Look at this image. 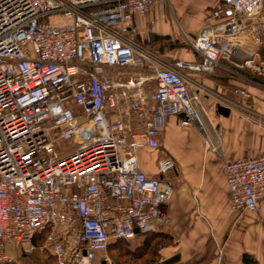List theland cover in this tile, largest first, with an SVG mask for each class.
<instances>
[{
	"label": "built area",
	"instance_id": "obj_1",
	"mask_svg": "<svg viewBox=\"0 0 264 264\" xmlns=\"http://www.w3.org/2000/svg\"><path fill=\"white\" fill-rule=\"evenodd\" d=\"M157 1L0 0V264H24L9 246L46 250L57 264H118L112 243L172 226L168 120L207 134V90L196 75L213 74L224 58L246 52L264 76V61L253 60L264 0H221L218 22L189 39L200 62L145 44L137 16ZM219 148L206 141L207 151ZM142 149L157 152L155 173L141 166ZM224 170L230 208L258 212L264 149Z\"/></svg>",
	"mask_w": 264,
	"mask_h": 264
},
{
	"label": "crops",
	"instance_id": "obj_2",
	"mask_svg": "<svg viewBox=\"0 0 264 264\" xmlns=\"http://www.w3.org/2000/svg\"><path fill=\"white\" fill-rule=\"evenodd\" d=\"M220 6L221 0H158L137 20L145 44L159 56L200 62L202 57L189 39L218 22L214 12ZM182 37L187 38L185 43ZM257 57L264 61L259 50ZM248 58L241 51L234 59H222L213 74L196 75L207 90L202 94L209 115L207 134L195 126L181 127L176 117L168 120L162 133V147L177 163L168 204L173 225L154 235L146 247L145 235L138 241L118 240L110 245L109 254L112 248L129 244L133 255L153 254L148 264H264V200L256 213L233 211L224 170L227 161L264 149V76H253L257 72L245 63ZM238 87L250 91L253 98L237 94ZM220 106L228 108L229 115L221 114ZM208 139L219 142V151L206 150ZM140 164L147 173L157 170L155 161L150 166ZM16 250L9 246L7 252L22 263L42 251L18 256Z\"/></svg>",
	"mask_w": 264,
	"mask_h": 264
},
{
	"label": "rangeland",
	"instance_id": "obj_3",
	"mask_svg": "<svg viewBox=\"0 0 264 264\" xmlns=\"http://www.w3.org/2000/svg\"><path fill=\"white\" fill-rule=\"evenodd\" d=\"M263 9H264V1H263ZM183 42L185 43L186 40L185 38H183ZM254 62L256 63H260L261 60L256 56L253 57ZM154 81L151 82L150 86H146V88L150 87H154ZM151 90V89H149ZM62 146L68 147L69 143L67 142H63L61 143ZM154 150L151 149H142L138 151V157L140 159V161L145 165V166H150L154 161L156 162V157L154 155ZM143 235H139L136 238V241H138ZM148 241L152 239V237H147ZM145 240L146 237H145ZM129 244H126L125 247H120L119 249H111L110 254L112 255V257L115 259V261L119 264H148L149 262H151L155 257L153 256V254L150 253H138L133 255V253L129 252V248H128ZM151 251H153L151 249ZM16 253L18 256H21L22 253L21 251L18 249L16 250ZM24 264H55L53 258L51 257V255L46 251V250H42V251H38L37 255H35L34 257H32L31 259H26L24 260Z\"/></svg>",
	"mask_w": 264,
	"mask_h": 264
},
{
	"label": "trees",
	"instance_id": "obj_4",
	"mask_svg": "<svg viewBox=\"0 0 264 264\" xmlns=\"http://www.w3.org/2000/svg\"><path fill=\"white\" fill-rule=\"evenodd\" d=\"M259 54H260V57H261V59L262 60H264V39H263V42H262V44H261V46H260V49H259ZM253 76H255L256 78H261L262 76L260 75V74H257V73H255V75L253 74ZM160 233H162V232H158V235H160ZM157 233H149V234H146L145 236H146V241H145V245H144V247H146V244H147V242H148V238L147 237H154V235H156ZM139 252H135V254H138Z\"/></svg>",
	"mask_w": 264,
	"mask_h": 264
},
{
	"label": "water",
	"instance_id": "obj_5",
	"mask_svg": "<svg viewBox=\"0 0 264 264\" xmlns=\"http://www.w3.org/2000/svg\"><path fill=\"white\" fill-rule=\"evenodd\" d=\"M219 112H220L221 114H223V115H229L230 110H229L228 108L224 107V106H220V108H219Z\"/></svg>",
	"mask_w": 264,
	"mask_h": 264
}]
</instances>
